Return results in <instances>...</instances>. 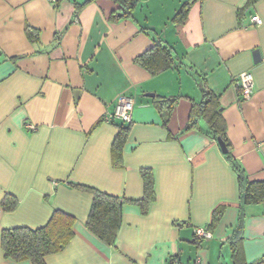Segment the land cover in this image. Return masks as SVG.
<instances>
[{"label":"crops","instance_id":"crops-1","mask_svg":"<svg viewBox=\"0 0 264 264\" xmlns=\"http://www.w3.org/2000/svg\"><path fill=\"white\" fill-rule=\"evenodd\" d=\"M187 1H137L124 16L120 0H0V202L17 200L0 208V232L42 227L53 210L73 218L72 242L44 264L264 262V205L239 206L236 176L203 116L186 130L209 92L230 159L264 182V0H194L176 22ZM156 41L174 65L149 75L134 60ZM243 73L253 76L247 101ZM121 97L133 102L128 125L107 120ZM160 99L175 100L170 115ZM118 126L128 132L115 163ZM143 170L155 201L145 214L123 205L108 245L84 225L92 196L76 186L141 200ZM0 264L31 263L5 259L0 247Z\"/></svg>","mask_w":264,"mask_h":264},{"label":"trees","instance_id":"trees-1","mask_svg":"<svg viewBox=\"0 0 264 264\" xmlns=\"http://www.w3.org/2000/svg\"><path fill=\"white\" fill-rule=\"evenodd\" d=\"M137 0H120L123 6V15H130L131 10L135 7ZM194 0H188L181 9L175 14L176 22H182L186 17L187 11ZM26 34L31 40H37V34L29 27ZM174 59L169 47L162 41L154 42L144 54L137 56L134 60L136 66L142 67L149 75H158L163 71L173 67ZM200 104H194L191 110L186 130L195 126V120L192 116L201 117L209 125V134L212 139L220 138L225 147L229 150L227 138L225 135L224 123L217 111V100L209 92H206ZM167 102V115H170V109L175 100H159L158 109ZM119 131L114 139L111 148L114 162L117 163L121 157V149L128 132V127L118 126ZM230 161L231 170L236 176L238 183L239 206L242 208L246 205L263 204L264 205V182H250L242 170L235 162L230 159L229 152L224 155ZM144 194L141 200H126L106 195L98 190L90 189L84 186H76L77 189L85 191L92 196L91 206L84 225L96 237L106 244H114L116 234L121 227V209L125 204L139 205L143 213H147L148 208L154 203V180L149 170L141 172ZM17 200L12 195H7L0 202V208L3 212H11L16 208ZM74 219L68 215L53 210L48 222L42 227L29 229L27 227H11V229H2L0 232V247L5 259L12 262H25L31 264H44V259L49 255L60 254L71 242L73 238Z\"/></svg>","mask_w":264,"mask_h":264},{"label":"built area","instance_id":"built-area-1","mask_svg":"<svg viewBox=\"0 0 264 264\" xmlns=\"http://www.w3.org/2000/svg\"><path fill=\"white\" fill-rule=\"evenodd\" d=\"M137 1H144V0H137ZM251 22L255 25H261V20L259 17H253L251 19ZM238 85H239V97L243 101L249 100L252 91H253V76L251 73H243L240 76H238ZM132 108H133V102L130 98H124L121 97L117 100V106L115 109L114 116L108 117L107 120H119L122 124L128 125L132 120ZM27 129L29 131L34 129L33 125H28ZM194 233L198 238H210L212 236V233L206 228H196L194 230ZM173 264H178L177 262H174ZM264 264V262L262 263Z\"/></svg>","mask_w":264,"mask_h":264},{"label":"water","instance_id":"water-1","mask_svg":"<svg viewBox=\"0 0 264 264\" xmlns=\"http://www.w3.org/2000/svg\"><path fill=\"white\" fill-rule=\"evenodd\" d=\"M254 55H255V57H257V53H254ZM216 141H217L218 147H220L222 154L226 155L228 152V149H227V147H225V144L223 143V141L220 138H217Z\"/></svg>","mask_w":264,"mask_h":264},{"label":"rangeland","instance_id":"rangeland-1","mask_svg":"<svg viewBox=\"0 0 264 264\" xmlns=\"http://www.w3.org/2000/svg\"><path fill=\"white\" fill-rule=\"evenodd\" d=\"M138 2H140V1H138Z\"/></svg>","mask_w":264,"mask_h":264}]
</instances>
